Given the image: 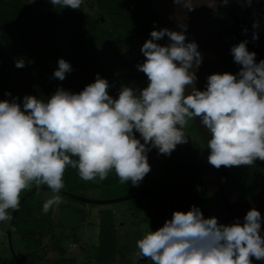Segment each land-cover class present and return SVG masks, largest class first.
<instances>
[{
	"label": "clouds",
	"instance_id": "clouds-1",
	"mask_svg": "<svg viewBox=\"0 0 264 264\" xmlns=\"http://www.w3.org/2000/svg\"><path fill=\"white\" fill-rule=\"evenodd\" d=\"M54 7L80 10L84 0H48ZM227 6L229 0H219ZM176 8L194 11V0H172ZM251 6L253 0H245ZM216 6V0H215ZM259 22H253V29ZM167 27L150 31L135 67L146 86L114 85L99 73L79 92L58 86L46 99L5 91L0 99V222L19 210L21 193L46 185L52 196L42 211L63 203L64 174L76 169L85 182L104 181L114 172L121 184L139 187L151 172L148 154L170 157L178 145L189 143V121L199 118L207 136L208 163L251 167L264 161V59L244 40L230 49L235 73H212L197 87L204 56L195 40ZM245 33L247 29L244 30ZM165 37L167 43H159ZM258 40V33H253ZM27 63H32L28 61ZM17 69L26 61H15ZM59 58L52 78L63 82L73 72ZM204 148V149H205ZM75 157V159H74ZM199 190V187L197 188ZM264 217L255 207L225 224L205 217L195 204L175 210L171 218L136 241L138 255L152 264H253L264 262Z\"/></svg>",
	"mask_w": 264,
	"mask_h": 264
},
{
	"label": "trees",
	"instance_id": "trees-1",
	"mask_svg": "<svg viewBox=\"0 0 264 264\" xmlns=\"http://www.w3.org/2000/svg\"><path fill=\"white\" fill-rule=\"evenodd\" d=\"M93 1L97 10L105 13L110 20L108 32L99 30V23L84 12L82 5L80 10H72L61 9L59 6L53 8L48 0L0 1V99L7 98L3 95L5 91H11L13 95L32 92L33 95L46 99L58 86L79 92L83 88H77L76 85L94 81L97 73L107 80L117 78V68L130 67L121 55L119 45L135 38L146 41L150 38L154 22L157 28H162V19L158 14L145 12L143 18H138L139 10L130 0ZM150 1L136 0V3L146 6ZM242 1L229 0L227 6L221 4L217 10L221 29L217 44L222 53L223 72L238 71V66L234 64L230 54L231 47L236 45L235 27L231 17L233 13L238 12ZM51 26L70 29L65 56L51 43ZM59 58L69 61L74 69L63 82L53 79L54 70L48 68L51 65L56 69ZM19 59L26 61L25 68L15 67V61ZM28 61L32 63H27ZM263 168L264 161L259 160L251 167L228 168V190L243 201L256 200L258 192L252 180L264 178ZM77 174L76 169H66L65 187L62 189L64 192L78 195L87 189L85 183L77 180ZM92 187L99 191L103 199H112L119 194L137 193L146 188L166 189L173 197L175 210L182 211H187L193 204L203 208L209 200L208 169L201 158V148L196 141L174 150L171 156L166 158L155 184L143 185L141 188L131 186L130 182L121 184L115 173L111 172L106 180ZM32 188L34 186L22 192L21 196ZM33 195L19 207L11 231V236L18 235L27 243V250L30 247V234L42 232L52 226L49 213L46 219H38L34 214L35 209L39 211V205ZM159 217L156 216V219ZM115 242L112 213L103 211L99 221L97 264L114 263ZM28 259V263L32 264L34 258L29 256ZM253 261L264 263L254 258ZM17 264L25 262L23 259H17ZM56 264H75V260L62 258Z\"/></svg>",
	"mask_w": 264,
	"mask_h": 264
},
{
	"label": "rangeland",
	"instance_id": "rangeland-1",
	"mask_svg": "<svg viewBox=\"0 0 264 264\" xmlns=\"http://www.w3.org/2000/svg\"><path fill=\"white\" fill-rule=\"evenodd\" d=\"M22 1L32 2L34 0ZM130 1L134 2L139 10L138 18H143L144 13L149 12L158 14L161 17L162 27L180 31L179 25L187 26V39L189 41L195 40L204 56L203 64L197 73L199 77L198 88L203 89L206 77L209 74L223 73L222 53L217 44L221 36L217 15V10L221 5L219 0H216V6L215 0H194L197 8L191 12L176 8L172 0H151L146 6L136 3V0ZM82 7L88 16L99 23L98 26L101 32L110 30L108 16L97 10L93 0H84ZM231 21L236 32L247 28V31L251 32L252 35L254 32L258 33L259 39L255 40V44L264 49V0H254L250 7L243 0L238 7V12L232 14ZM254 21L259 22L257 29H253ZM49 32L52 45L65 56L70 29L51 26ZM167 41L168 38L165 37L159 43L165 44ZM144 42L145 40L137 39L130 44H124L121 51L126 55V59L133 64L132 69L117 68L115 70V72L118 70L119 74L131 75L134 73L141 77L139 82L136 81V85L140 87L146 82L145 75L138 72L135 65L144 59L139 51ZM48 68L55 70V67L51 65ZM114 79L109 80V83L114 85L109 89L110 94L114 96L117 95L121 85H131L129 80ZM87 84L76 85V87L84 88ZM26 94L33 95L32 92ZM26 94L15 93L13 96L18 95L22 99ZM186 134L190 138L189 143L178 145L176 149L196 141L201 148V158L208 169L209 200L201 208L204 216H216L221 223L225 224L233 222L236 217H239L243 222V217L247 211L255 207L264 217V178L252 180V184L258 192L256 200L246 202L236 198L227 188L228 178L222 174V167L216 169L208 163L209 150L205 148L207 136L199 125V118L189 121ZM154 151L155 158H149L152 170L144 178L139 188L143 185L155 184L167 158V156L158 155L155 149ZM262 171L264 172V168ZM77 180L85 183L87 187L84 192L78 194L79 196L95 200H107L103 199L99 191L92 187L100 183L98 179L94 182H85L77 174ZM33 186L35 188L44 185ZM52 195L50 190L39 191L33 195L39 205V211H36V209L34 211L38 219H46L47 214L42 211L43 203ZM122 196L126 195L119 194L114 198ZM61 198L63 203L48 212L52 226L42 232L36 231L30 234L28 238L30 247L28 250L25 248L27 243L20 236L14 234L11 236L10 247L5 234L9 227V221L0 222V264H17V259H23L25 264H29V256L34 258L32 264H56L62 258H72L75 260V264H97L99 221L100 214L103 211H110L113 217L116 236V256L113 264H152V261L140 258L136 241L142 238L145 233L151 230L155 231L164 224L166 219H169V202L165 195L153 194L107 206L78 203L63 194H61ZM29 206H32L31 203H29ZM158 215L160 217L156 219ZM262 228H264V223H262ZM262 235H264V231H262ZM253 264L264 263L253 261Z\"/></svg>",
	"mask_w": 264,
	"mask_h": 264
},
{
	"label": "water",
	"instance_id": "water-1",
	"mask_svg": "<svg viewBox=\"0 0 264 264\" xmlns=\"http://www.w3.org/2000/svg\"><path fill=\"white\" fill-rule=\"evenodd\" d=\"M236 43L238 44L237 32H236ZM248 50L251 51L250 48H248ZM45 190H49V189L47 187H44V186L32 188L30 191H28L26 194H24L21 197L20 206L33 194H35L39 191H45ZM61 194L65 195L66 197H68L72 200H75L79 203L95 205V206H107V205H112V204H116V203L132 201V200L142 198V197H146V196L153 195V194H163L167 197L168 202H169V218H171L173 211H175V204H174V200H173L171 193L168 190L161 189V188H150V189H146V190H143V191H140L137 193H132V194H128L126 196L113 198V199H107V200L89 199V198H85V197H82L79 195L66 193L63 190H61ZM16 213H17V211L12 213L13 218L11 221H9V227L5 231V234L7 235L10 247H11V231H12L13 222H14V218H15Z\"/></svg>",
	"mask_w": 264,
	"mask_h": 264
},
{
	"label": "crops",
	"instance_id": "crops-1",
	"mask_svg": "<svg viewBox=\"0 0 264 264\" xmlns=\"http://www.w3.org/2000/svg\"><path fill=\"white\" fill-rule=\"evenodd\" d=\"M137 39H140V38H135V39H132L131 41H128V42H125V43H122V44H120L119 45V47H118V49H119V51H120V53H121V55L124 57V59L130 64V67H129V69L131 70L132 69V63L130 62V61H128L127 59H126V55L121 51V47L122 46H124V44H130V43H132V42H134L135 40H137ZM143 40V39H142ZM252 42H253V40H251ZM255 41V40H254ZM249 44H253V43H251V42H249ZM257 46V45H256ZM257 49L259 50L258 52H256L257 51ZM255 51V53H256V56H258V55H260V53H262V55H263V53H264V49H263V47L261 48V47H256V50H253V52ZM121 69H125V68H121ZM118 71V70H117ZM116 71V74H117V78H116V80L117 79H119V80H121V79H123V80H129V81H131V85H133V86H137L136 85V81H140L141 80V77H138L136 74H134V73H132L131 75H123V74H119L118 72ZM144 79H145V81L147 82V80H146V77H144ZM111 80H115V79H111ZM109 81V80H108ZM90 82H93V81H89V82H87V83H90ZM146 82H145V84L144 85H142V87H144V86H146ZM143 84V83H142ZM186 146V145H185ZM184 147V146H183ZM182 148V147H181ZM180 149V148H179ZM175 150H177V149H175ZM154 156H156L155 155V151L154 150H152L149 154H148V158H155Z\"/></svg>",
	"mask_w": 264,
	"mask_h": 264
},
{
	"label": "flooded vegetation",
	"instance_id": "flooded-vegetation-1",
	"mask_svg": "<svg viewBox=\"0 0 264 264\" xmlns=\"http://www.w3.org/2000/svg\"><path fill=\"white\" fill-rule=\"evenodd\" d=\"M254 1V0H253ZM235 27V26H234ZM247 29V28H246ZM253 35L251 32H248L243 30H238L237 31V39H238V43L241 42V41H244V40H247L248 41V44H247V47L250 48V50L253 52V50H256V44H255V41L252 39ZM234 39H235V42H236V31H234ZM253 40V42L251 41ZM249 42L253 43L252 45L249 44ZM237 44V43H236ZM259 47V46H258ZM259 50L257 49L256 52H258ZM255 52V51H254ZM261 59H264V53L262 55V53H260V55L256 56V60L257 62H259V60ZM221 172L224 176H226L228 178V181H229V178H230V174H229V170L227 167H223L221 168ZM227 170V171H226ZM228 174V175H227Z\"/></svg>",
	"mask_w": 264,
	"mask_h": 264
},
{
	"label": "bare ground",
	"instance_id": "bare-ground-1",
	"mask_svg": "<svg viewBox=\"0 0 264 264\" xmlns=\"http://www.w3.org/2000/svg\"><path fill=\"white\" fill-rule=\"evenodd\" d=\"M227 171V170H226ZM228 175V174H227Z\"/></svg>",
	"mask_w": 264,
	"mask_h": 264
}]
</instances>
